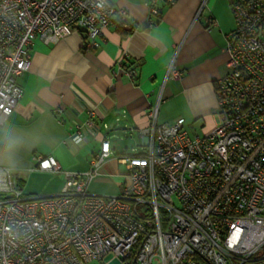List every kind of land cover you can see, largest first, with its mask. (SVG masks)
I'll list each match as a JSON object with an SVG mask.
<instances>
[{
  "label": "built area",
  "instance_id": "built-area-1",
  "mask_svg": "<svg viewBox=\"0 0 264 264\" xmlns=\"http://www.w3.org/2000/svg\"><path fill=\"white\" fill-rule=\"evenodd\" d=\"M230 5L214 128L191 136L183 117L158 122L150 105L142 143L115 155L125 167L116 194L89 189L113 155L108 139L81 172L34 157L36 170L67 175L57 194H25L0 166V264H264V0ZM115 13L125 20L106 0H0V125L23 94L17 77L30 68L35 38L79 30L93 47ZM166 75L181 71L171 62Z\"/></svg>",
  "mask_w": 264,
  "mask_h": 264
},
{
  "label": "crops",
  "instance_id": "crops-1",
  "mask_svg": "<svg viewBox=\"0 0 264 264\" xmlns=\"http://www.w3.org/2000/svg\"><path fill=\"white\" fill-rule=\"evenodd\" d=\"M106 1L125 10L130 29L115 13L93 47L84 46L79 30L50 43L35 38L30 68L17 77L23 94L0 125V166L12 169L25 194H57L67 180L64 172L36 170V155L55 157L63 171L81 172L102 139L113 155L89 189L118 193L116 146L125 137L131 151L142 143L137 131L148 125L150 105H158V122L183 117L191 136L216 124L215 82L228 70L225 47L234 28L230 0ZM171 62L179 77L166 75ZM127 67L135 69L133 77Z\"/></svg>",
  "mask_w": 264,
  "mask_h": 264
},
{
  "label": "rangeland",
  "instance_id": "rangeland-1",
  "mask_svg": "<svg viewBox=\"0 0 264 264\" xmlns=\"http://www.w3.org/2000/svg\"><path fill=\"white\" fill-rule=\"evenodd\" d=\"M119 143H121V144H118L117 146H116V151H115V155H120V154H127V153H130L131 152V149H130V146H131V144H132V141L130 140V139H128V138H123V140H121V142L119 141ZM125 144H127V150H123L124 149V147H125ZM130 145V146H129ZM141 148H138V150H140ZM118 171L120 172V173H123V172H125V167H124V165H121V164H119L118 165ZM111 264H118V262L117 261H113Z\"/></svg>",
  "mask_w": 264,
  "mask_h": 264
}]
</instances>
